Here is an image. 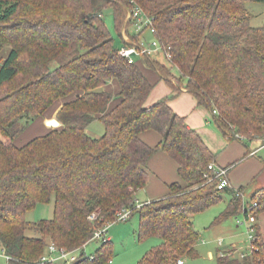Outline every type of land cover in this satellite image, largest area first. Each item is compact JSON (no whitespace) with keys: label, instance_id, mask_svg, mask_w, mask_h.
I'll return each instance as SVG.
<instances>
[{"label":"trees","instance_id":"trees-1","mask_svg":"<svg viewBox=\"0 0 264 264\" xmlns=\"http://www.w3.org/2000/svg\"><path fill=\"white\" fill-rule=\"evenodd\" d=\"M127 1L0 0V247L10 264H38L48 242L78 249L95 229L129 209L138 215V241L160 240L137 264H177L198 256L192 218L217 204L220 192L230 198L212 226L247 215L244 187L236 195L217 191V179L206 182L215 154L171 110L170 98L145 104L155 83L138 63L117 54L125 45L121 29L125 25L127 33L129 26ZM133 1L170 55L167 66L144 57L159 80L171 87L174 81L177 90L182 86L197 107L209 111L227 142L235 141L234 134L245 137L244 143L264 137V19L253 27L246 8L264 0ZM107 8L119 47L103 23ZM54 61L60 63L50 69ZM10 82L7 92L3 87ZM50 108L56 120L49 130L16 146L32 121L50 118ZM94 121L104 128L98 138L85 132ZM146 132L159 136L156 146L141 139ZM157 151L176 164L179 181L162 198L134 209L135 193L147 183L146 165ZM51 201V219L27 222L28 212ZM254 204L257 222L264 213V188L250 196L248 206ZM92 214L96 219L89 221ZM253 230L254 251L243 258L218 256L215 263L264 264L258 223ZM112 257L109 240L91 255L81 252L74 264H107Z\"/></svg>","mask_w":264,"mask_h":264},{"label":"rangeland","instance_id":"rangeland-1","mask_svg":"<svg viewBox=\"0 0 264 264\" xmlns=\"http://www.w3.org/2000/svg\"><path fill=\"white\" fill-rule=\"evenodd\" d=\"M246 8L251 14V25L253 27L260 26L263 23V19H264V4L249 3L246 5ZM102 18H103L104 25L106 26V28L110 32V35L112 36V38L115 42V46L119 47L120 43H121V39H120L119 35L117 34V32L115 31V28H114L112 9H110V8L105 9L102 13ZM126 18H127V14H126ZM126 30H127V32L130 31V30H128V27L126 28ZM121 32H122V29H121ZM143 39L146 42H149L152 40V37L149 35L148 32H145ZM7 53H8V48H5L2 52V55H4V57H5L7 55ZM150 57L152 60H154V61L157 60L159 63L161 62V64L167 66L166 61L164 60V58L159 53H154ZM133 59H134V62L138 63L141 68H142V66H146L145 62H144V58L133 57ZM59 63H60L59 61H54L50 65V69L57 67L59 65ZM172 74L176 78L179 77V74L175 69L172 70ZM153 77L156 78L158 76L154 75ZM158 80H159V77L157 78V80L154 81V83L157 84ZM172 82H173V84H172L173 86L171 87L168 84L164 83L163 80H161V82H159L156 85V87L153 89L149 99L154 100V102H155L159 99L166 98V97L172 98L177 93L176 86H175L176 83L174 81H172ZM182 84H184V82H182ZM109 86H110L109 90L112 92V94H115L116 87H115L114 83L109 84ZM12 87H13V83L10 82V83L5 84L3 89L8 92V91H11ZM180 88H182V86ZM169 94H171V95H169ZM2 96H3V91H2ZM180 104H181V106H186L187 100L182 99L180 101ZM195 107L200 108V109H204V112L207 115H209V113H208L209 111L207 109H205L203 107H197L196 105H195ZM55 111L56 110H54L53 108L49 109L48 112L51 115H50L49 120L45 121V122H47L48 125H49V123L52 122V120H56ZM51 112H53V113H51ZM37 119L32 121V124L34 122H37ZM48 121H49V123H48ZM24 123H25L24 120H19L18 126L20 127V126L24 125ZM31 125H29L28 127H25L24 131L20 134V136L21 135L22 136L21 137L18 136V138L16 139L17 141L15 140L17 145L22 146V145L28 143L31 139H33L35 137V136H33L31 138H27L29 135V132H27V131L29 130L28 128H30ZM54 126H57V125H54ZM205 129H206L205 134H203L202 137L200 136L202 138V140L204 141L205 145L208 147V149L210 148L214 152L220 151L221 147L223 145L225 146L227 144L226 143L227 141L222 136L221 132L216 127V125L212 122V119L210 116H209V120H208V125L205 123ZM85 132L89 136H92L94 138H98L103 134L104 128H103L102 123H100L99 121H94L90 124V126L86 129ZM246 142L247 143H244V144L241 143L242 148H243V146H246L247 148L251 147L252 149L255 147L253 143L248 142V141H246ZM233 143L240 144V141H239V143L236 141H234ZM257 155H258V158L263 157L264 156V150L258 152ZM251 159H253L254 161L259 160V159H254V158H251ZM249 191L250 190L247 189L245 199L243 200V203H247L245 205V207H248V203H249L248 197L250 195ZM220 194H221L222 199L217 204L213 205L208 210H206L202 213H199L198 215H196L194 217L193 225L199 234V239H198V242L196 245V250H197L196 252L198 253V256L195 259L184 260V264H216L215 262H216V258L218 256V254L216 255V252H213L214 246L211 243V239H215V243L219 239H222V241L224 240V245L222 247V249H223L227 243H230L229 238H228L229 235H228L227 231L233 230V227H235V218H238L239 220L244 219L243 213L241 212V213L237 214L235 217L229 218V219L221 222L220 224H218L216 226L211 225L212 222L214 221V219L224 210L225 205L229 201V196L227 193L220 192ZM52 212H53V202L51 201L49 204L36 206L34 210L28 212L25 215V219L27 220V222H30V223H35V222H39L42 220H49L52 217ZM109 228L110 229L108 231V237H109V235L111 237V247H112V256L113 257L111 259V262L108 264H137V262L140 260V258L150 248H152V247H154L160 243V240L158 238H154V237L143 240V241H138V238H137L138 215L137 214H134L133 217L126 222L113 223L109 226ZM236 232L239 234V237H237L236 240L242 241L241 244L238 246L240 247V246L246 245V236H245V232H244L243 228H241V227L238 228V230ZM27 234L31 236L32 233L30 234L29 232H27ZM202 243H206V244L202 245ZM99 245H100V242H89L87 244L86 248L84 249L85 250L84 253L86 255L93 254L94 250ZM208 250H211L213 252V258L212 259H209L207 254H206V252ZM1 259L2 258H0V264H3V260H1Z\"/></svg>","mask_w":264,"mask_h":264},{"label":"crops","instance_id":"crops-1","mask_svg":"<svg viewBox=\"0 0 264 264\" xmlns=\"http://www.w3.org/2000/svg\"><path fill=\"white\" fill-rule=\"evenodd\" d=\"M128 30L130 31L127 33L121 32V38L123 41H124L123 39L124 35L128 39H130L131 36L135 37L134 40L138 39V36L130 33L131 32L130 27L128 28ZM142 37L144 38V33L142 34ZM141 69L143 70L145 77L149 81L154 83V81L157 80L158 77L154 78L153 76L154 75L158 76V75L154 71L149 69L147 66H142ZM159 82H161V80H158L157 84ZM157 84H155L154 88L156 87ZM149 97L146 100V103H145L146 105H151L152 103H154V100H150ZM182 99L187 100L186 106H181L180 101ZM168 105L175 114L184 118L187 127L195 130L201 137L203 134H205L206 132L205 123L208 125L209 116L211 117V115L209 112H208L209 115H207L204 112V109L196 108L195 100L193 99L191 95L185 92L183 87L179 88L177 90V93L172 98L169 99ZM46 120H49V119L39 118L37 122H34L30 126V128H28L29 130L27 132H29V135L27 138H31L33 136L38 137V136L44 135L50 128L47 122H45ZM141 139L151 147L156 146L160 140L159 136L152 132H146L142 134ZM16 141H15V145L21 146V145H17ZM235 141L239 143V141L237 140ZM233 142L234 141L226 142L227 144L225 146L223 145L220 151L218 152H214L210 148L209 149L212 151V153L215 154L214 163L216 166L221 167V168H229L227 172V180L230 186L229 190H237L241 187H244L245 190H244V193L242 194V199L244 200L246 196V191L247 189H249L250 190L249 191L250 195L248 197V201H249V198L253 194L254 191L260 188H264V156L260 158H258V155L256 157H248L247 154L252 148L251 147L247 148L246 146H243L242 148L241 143H244V142H240V144H236ZM251 158L259 159V160L254 161ZM146 171H147V183L142 189L137 190L135 193V201L140 203L141 205H143L144 203H148V202L162 198L168 193L169 191L168 187L172 183L179 181V178L176 172V164L162 151H157L153 154V156L149 159L146 165ZM246 204L247 203H244V205ZM195 216H193L192 221L194 220ZM257 223H258L260 233L263 239V244H264V213L259 215L257 219ZM238 228L240 227H237L235 225V227H233V230L227 231L229 235L228 238H229L230 243H227L223 249L222 247L224 245V240L222 241V239H219L215 243V239H211V243L214 246L213 252H216V255L218 254L219 256L221 251H228L229 249L235 250L237 249V247H239L238 245H240L242 241L236 240V238L239 237V234L236 232ZM108 231H107V237H108ZM108 239L111 242L110 235ZM219 241H222L223 243L222 246H218ZM205 244L206 243H202V245H205ZM86 246L84 247V249L86 248ZM240 247H243V246H240ZM195 250H196V246H195ZM213 252L211 250H208L206 252L209 259L213 258ZM1 260H3V264H10L8 261L4 259H1Z\"/></svg>","mask_w":264,"mask_h":264},{"label":"built area","instance_id":"built-area-1","mask_svg":"<svg viewBox=\"0 0 264 264\" xmlns=\"http://www.w3.org/2000/svg\"><path fill=\"white\" fill-rule=\"evenodd\" d=\"M128 8L126 10L127 18L125 19V23L129 22V26L131 28V34L138 36V39L131 41L124 35L125 45L121 46L118 50V55L128 61V63H135L133 57L144 58L151 56L154 53H159L165 61H170V55L167 53L166 49L162 46L160 41L157 38L155 27L151 19L144 13V11L133 1H127ZM124 23V24H125ZM123 25L122 33L125 31ZM148 32L152 37V40L146 42L142 34ZM156 57V56H155ZM213 114H216L213 112ZM234 139L237 141H245V137L234 134ZM254 143V148L251 149L247 156L248 157H256L258 152L264 150V137H256L252 141ZM208 173L205 175L206 182H211L213 179H217L218 182L216 184L215 189L217 191H223L224 189H230L227 180V172L228 169L221 168L215 165V163H211L207 167ZM236 195L238 193L237 190H233ZM142 205L135 201L134 209H139ZM255 206H248L244 208L247 215L243 220H239L235 218V225L237 227L243 228L246 236V245L243 247H237V249H229L228 251L220 252L219 256H231L243 258L250 252L254 251V246L252 241L254 240V227L257 224L256 218L251 212L252 208ZM133 209L129 210H121L118 212L113 220V222L105 223L100 228L94 230L92 237L90 240L83 245L82 247L75 250H65L64 248H60L56 246L53 242H48L42 256L40 257L38 264H74L76 260L79 258L81 252H84V247L89 242H106L109 241L107 237V231L109 226L113 223L126 222L130 220L131 213ZM96 216L94 214L88 217L89 221H94ZM222 241L218 242V246H222ZM0 258L9 261V257L4 254L3 249L0 247ZM91 259V258H90ZM111 261H108L110 263ZM177 264H184V261L178 260Z\"/></svg>","mask_w":264,"mask_h":264},{"label":"water","instance_id":"water-1","mask_svg":"<svg viewBox=\"0 0 264 264\" xmlns=\"http://www.w3.org/2000/svg\"><path fill=\"white\" fill-rule=\"evenodd\" d=\"M48 123H49V121H48ZM49 126H51V125H49Z\"/></svg>","mask_w":264,"mask_h":264}]
</instances>
